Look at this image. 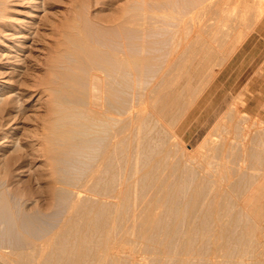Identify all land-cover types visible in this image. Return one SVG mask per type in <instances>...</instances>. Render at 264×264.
Returning <instances> with one entry per match:
<instances>
[{
	"label": "rangeland",
	"instance_id": "1",
	"mask_svg": "<svg viewBox=\"0 0 264 264\" xmlns=\"http://www.w3.org/2000/svg\"><path fill=\"white\" fill-rule=\"evenodd\" d=\"M4 1L6 2V0ZM7 2L5 3L7 4V6L5 5L6 8L8 7L6 14L9 17H26L28 19L29 13L33 10V4H31L33 2L29 0H7ZM185 2L187 6L184 0H47L46 9L43 13L41 12L42 19L38 28L39 40L36 46H33L34 53L31 51L32 54L30 53L31 55L25 65L26 68L22 70V74L12 76L9 79L11 83L8 81V85L20 87L19 91L22 92L20 96L22 100H18L20 104H18V101H14V103L10 102L11 104L9 102L2 103L0 106V195L3 194L5 201L11 206L13 213H15V217L18 210L20 218L21 216L36 217L43 228L50 229H47L48 233L44 232L46 233L45 235L41 233V237L44 238L46 235L48 237L50 235L51 237L58 231L63 230V224L66 225V222L69 221L67 218H78L84 209L68 211L67 201L58 200V196L56 197L51 192L52 188L58 190L62 187V185L56 184L54 179H58L60 176L54 170L56 165L54 157L62 151L63 146L59 140H55L57 138L51 132V125L55 117L51 111L54 102L47 91L43 90V88L37 90L34 85L38 78H50L49 65L57 58L58 52L65 49L66 37L74 32H82V20L88 16L87 18H90L89 20L93 24L96 23L95 25L100 26L99 24H101V27L104 25L103 27L106 28H114L116 32L112 33H116L118 36L122 35L125 40H128L129 36L126 30L133 29L136 31L135 38L136 40L138 39L137 41L147 42V45L149 44L154 49H158V55H156V50L151 52L153 53V57L159 56L158 60L156 57L154 58L156 61L153 60V66H157L158 64L160 66L158 67L159 69L157 67L151 68H154L149 73L151 79L147 77L149 80H145L149 81L148 83L145 81L144 84L136 86L134 98L133 100H129L126 106L133 108L134 121L138 117H140L139 119L146 117L147 123L150 122L152 124L154 117L159 116L162 119L163 125L166 126V129H162L161 123L156 127L157 130L153 129V127L151 133H148L149 137L155 139L154 146L156 150H154L153 159L151 160L156 162L157 168H154L151 173H155L157 176L155 181L159 185L153 180L154 178L150 173L145 181L140 182V185L136 186L134 182L141 178L140 174L139 176L136 175L135 179L131 178L132 163L128 165H126L127 163L124 164L123 185L121 189L123 191L122 195L127 198V203L132 202L133 187L136 186L135 189L139 188L138 190H140L145 182L150 184L153 181V191L151 190L152 193H150L149 198L144 204L145 206L142 211L144 217L142 216L143 218H141L144 219L147 215L151 217L161 214L164 220L170 222L172 225H176V222L183 220V213H178L177 217L166 216V208H163V205H167L163 203V198L167 195L175 194L173 192L174 189L176 191V189L180 188L178 187L179 185L171 186L170 181L193 183V185H190L186 195L176 194V197L185 199L191 198L193 194L192 190L200 187V184L203 182L205 183L204 188L206 192L201 196L208 198V201L213 202L216 206L208 218V221L212 223L211 227L207 229L209 230L207 232H200V226L196 225L200 218L190 217L188 213L189 215L187 214L183 220L182 229L180 228V236L182 237L176 238L179 245L178 253L182 251L181 246L184 244H188V246L190 244L194 249L203 245L210 247L213 245L216 249L235 245L239 246V248L234 253L237 255L244 253V261L246 263L264 264V201L262 209L259 211L243 210L240 208L244 198L260 196V194L257 195L255 193V189L260 188V185L256 184L260 181V179L256 178V174L264 172L263 159L261 163L247 161L246 170L249 174H247L244 181H247L248 184L252 183L251 185H247V187L240 186L237 191H233L234 189L230 187L231 183L239 179L237 175V161L240 157V147L243 144V137H246L244 138V144H248L247 147L264 153V14L251 27H246L253 20L252 18L257 13L259 7L264 6V0H185ZM249 2L250 4H248ZM205 4L208 5L206 6ZM226 10H229V12ZM221 12L222 14L220 15ZM239 12L241 15H239ZM169 15L172 20L168 18ZM250 16L252 17L250 18ZM155 17H158V21ZM163 17L165 22L162 21ZM168 20L171 22L175 20L173 21L175 22V24L173 23L175 26ZM147 28L150 30L148 31ZM162 28L165 30L160 34ZM165 31L170 33L166 32L168 33L167 35ZM240 31L244 32L243 35L245 37L238 44L239 46H236L237 49H234L235 51L231 53V56L226 61L214 65L219 55L222 52H226L232 43H235L236 35ZM150 32L156 35L148 37ZM125 34H127V37ZM142 35L144 36L143 38ZM153 36L157 38L155 41ZM146 39L149 40L145 41ZM159 40L163 43L165 42L167 46L169 45V48ZM174 40L176 41L175 43L173 42ZM156 43L160 45L157 46ZM173 46L176 49H172ZM145 53L148 54L147 52ZM157 61L160 62L158 63ZM2 63H0V71L4 70L1 69V66L4 67ZM4 76L0 75V84L4 81ZM207 80H210V83L191 105L190 103L193 101L190 99L192 91L195 88L196 90L200 89V86H204ZM19 83L20 85L23 84V87ZM202 83L204 84L202 85ZM29 93L32 95L30 96ZM175 100L180 103V106H186L185 112H187L184 113L183 117L181 115L176 121H173L174 105L172 103ZM165 103L170 106L167 113L162 111ZM4 113L8 114V116L11 114L12 117H8ZM126 117L127 115L122 117L123 123H128L126 124L124 135L130 136L127 143H131V140H133L132 135L137 133L138 122L132 123L131 119L127 118V120ZM242 130L243 132L241 133ZM145 133L147 132L144 131L143 134L141 132V137ZM131 151L132 149L128 148V154L125 151L123 159L128 160V157L132 156ZM167 156V162L165 164L162 163L163 158ZM78 159L81 164H77L82 165L84 157L83 159ZM151 160L148 163L144 162L145 160L141 162L140 167L145 166L142 172H149V168H151L153 163ZM86 162H84L85 166H80L83 170L85 169L86 174L83 172L77 173L81 174L78 176L81 177L80 181L87 175V172L89 173L93 169V165L96 163L95 161L93 163L89 162L88 166L93 164L90 166L91 169L87 167L88 162ZM86 168L90 170L88 171ZM187 172L191 174L193 172L195 175H185ZM75 177V179H78L76 175ZM253 182L255 183L254 185ZM196 183L198 185H195ZM60 190L61 188L58 191ZM167 190H170L168 191L169 193ZM241 199L242 201H240ZM110 200L114 201L112 198L106 199L108 202H111ZM62 202L63 204H61ZM147 205L148 208H146ZM158 207L159 209H157ZM38 213L40 214L38 215ZM53 213L55 215L57 213L60 216H55ZM120 213L122 215L119 214L116 217V222H118L119 226L113 227L111 225L108 228L110 231L116 229L121 232L120 238L122 240L118 242L120 244L119 247L126 248L125 250L134 249L133 251L137 259H141L142 257L149 258L152 261L151 264H169L171 261L173 263V260L176 261H174V264L178 263V258L181 255L178 256L177 254L173 256V251L170 252L169 249L164 248L165 245L162 243L163 239L165 241L172 237V230L171 232H167L160 228L149 229L144 227L143 223L138 220L140 223L134 226V231L130 221V214L125 209ZM239 213H243L245 216L243 215L240 218L238 226L232 228L229 224V220L231 219L229 214ZM53 215L59 219L53 217ZM127 217L129 218L127 219ZM50 218H53V223ZM116 218L114 216L111 217L109 219L110 223L112 224ZM177 219L178 221H176ZM63 220L65 223H63ZM70 220L72 219L70 218ZM49 222L51 223L49 224ZM227 225L231 227L230 229L228 226V229L233 230L241 241H229L227 233L222 234V227L224 228ZM54 226L56 228L53 229ZM3 228V225H0V236L4 232L1 231L4 230ZM51 229L55 230V232L51 231ZM182 231L186 233L184 237ZM222 231L224 230L222 229ZM152 233L157 235L158 242L156 239L154 241L142 239V237L151 235ZM47 236L45 237L46 239L48 238ZM26 237H28V239L26 238L27 242H31V244L33 242L35 244L36 242L37 245L42 244L46 240L44 238L42 241L43 238H40V236L38 241L37 237L30 235ZM0 238V250L3 252L0 251V254H10L13 249L7 243L8 238ZM40 240L41 242L37 243ZM181 240L183 241L181 242ZM224 252H227V250L223 249L222 253ZM125 259L126 257H123L122 262L119 264H129L125 263ZM229 261L236 264L240 262V259L235 257ZM0 264L9 263L3 261V258L0 257Z\"/></svg>",
	"mask_w": 264,
	"mask_h": 264
},
{
	"label": "bare ground",
	"instance_id": "2",
	"mask_svg": "<svg viewBox=\"0 0 264 264\" xmlns=\"http://www.w3.org/2000/svg\"><path fill=\"white\" fill-rule=\"evenodd\" d=\"M29 1L33 2L31 3L33 4L32 7L33 10L31 11V13H29L30 16L28 17V19H26V17L25 18L24 17L13 18L11 16L9 17V15L6 14V10L8 8V7L6 8L8 4L7 0H6L7 4H5L6 2L4 0H0V63L3 62L2 65L4 66V67L1 66V69L4 70L0 71V75L3 76L5 75L4 78L6 79V80L4 79L2 84H0V106L2 103H8V102L14 103V101L22 100V98L20 97L22 95V92L19 91L20 87L17 88L15 87V85L14 86H10V84L8 85L9 82L11 83L9 79L12 78V76H17L18 74H22V70L26 68L25 65L27 63V60L32 54L31 51H33V46H36L39 40L38 28L40 21L42 19L41 12L43 13L44 10L46 9L47 0H29ZM184 3L187 6L185 0ZM248 4H250V2ZM10 11L12 10L10 9ZM226 11L229 12V10ZM221 14L222 12L220 13V15ZM263 14H264V6H260L257 13L254 16L252 15L253 20L250 23L248 22L249 24L246 27H251L252 24H254L260 18H262ZM239 15H241L240 12ZM252 16H250V18ZM87 17H85L84 20H82L83 21L82 32L79 31L77 33L74 32L69 34L66 37L65 49L58 52L59 54L57 58L52 61L51 65H49V70L51 72L50 78L47 79L38 78L34 85L37 90L43 88V90L47 91L49 93V96L52 98L54 102V105L51 107V111L55 116L53 119V123L51 125L52 128L51 132L52 135L56 136L57 139L55 140L57 141L59 140L61 142V145L63 146L62 151L56 157H54V161L56 164L54 170L57 173V175L60 176L58 177V179L53 177L56 181V184L58 183L62 185V187H60L61 188L60 191H58L60 188L58 190L52 188L51 192L53 195H56V197L58 196L59 198L58 200L61 201L63 200V202L67 201L68 211L76 210V209L77 210L84 209V211L82 210L83 212L81 215H79L78 218L75 219L73 217L67 218V220L69 219V221L66 222V225L63 224L64 225L63 230L60 231L57 230L58 232L53 234L51 237L49 234H48L49 237L46 235L48 237L47 239L45 238L46 236H44L46 240L42 242V244L37 245L36 242L35 244L34 242L33 244H31V242L29 243L26 240V238L28 239V237H26L27 235H30L32 237H37V241H38L39 236L40 238H43L41 237L40 234L43 233L45 235L46 233H48L47 231L50 229L47 228L48 229L47 230L46 228H43V226L39 224L36 217L21 216L20 218V215L18 216V214L20 213L18 212V210L17 212L14 210L17 213L16 215L17 218H16L14 215L15 213H13L11 206L7 204V202L3 197V194H1L0 195V225H3L4 230L1 231L4 232L0 237L3 238L7 237L8 238L7 243L9 246H11L13 250L8 255L0 254V257L3 258V261L9 264H119L122 262L121 260H123V257H126L125 263L151 264L152 261L149 258L142 257L141 259H137L135 257V252L133 251L134 249L125 250L126 248L119 247L120 244H118V242L122 240L120 238L121 232H119V230L116 229L114 231L108 230L109 226L111 225L113 227L119 226L118 222H116L117 220L116 217H118L119 214L122 215V213L120 212L123 211V209H125L126 212L130 214V218H131L130 221L133 228L134 226L137 225V223L139 224L140 222H142L144 227L149 229L160 228L163 231H167V232L168 231L171 232L172 230V237L168 238L165 241L163 239L162 243L165 245L164 248L169 249L170 252L173 251V256L177 254L178 256L181 255L178 258L179 261L177 264H233L229 260L232 258L234 259L235 257L240 259V262H237L236 264L251 263V262L246 263L244 261L245 259L244 253L238 255L234 253L237 252V249L239 248V246H235V245L227 246V247H219L218 249H216L215 246L213 245L211 247L203 245L201 247L198 246L197 249H194L190 244L189 246L188 244H184L183 246H181L182 248L180 247L182 251L178 253L179 245L177 243L176 238L180 236L181 233L180 228L182 229L183 220L188 213L190 214V215L188 214L190 217L200 218V220L196 223V225L200 226V232L202 233L207 232L209 231L207 229H210L209 227H211L212 223L208 221V218L210 216L211 211L216 206L213 204V202H209L208 198L201 196L204 195L206 192L204 188L205 183L203 182L200 184V187H196L194 190H192L193 194L191 198L188 197L189 199H185L182 197H176V194L186 195L189 191L190 185H193V183L186 181L180 183L177 181H170L171 186L179 185L178 187L180 188L176 189V191L174 189L173 192L175 194H170L163 198V203L167 204L166 206L163 205V208H166L165 211L167 212L166 216L177 217L178 213L179 214L183 213L184 216L183 220L178 221L177 219L176 221L178 222L175 223L176 225H172L170 222L164 220L161 214L154 215L151 217L147 215V217L145 216L146 218L142 219L144 217L142 214L143 207L145 206L144 204L149 198L150 193H152L153 191L152 186L154 184L152 183L153 181H151L150 184L143 182L144 184L140 190H138L139 188L135 189V187L139 186L140 182L145 181L148 175L153 171V169L157 168L155 165L156 162L155 161L153 162L151 160L153 159L152 158L153 152L154 150H156V147L154 146L155 139L149 137L148 133H151L153 129L157 130L156 127L162 123L161 122L162 119H160L159 116H158L159 118L155 116L152 124L150 122L147 123L146 117H142L141 119H139L140 117H138L137 119H135L136 121H134L133 118L134 115L132 114L133 108L131 106L127 107L126 103H128L129 100H133L134 91L136 90L137 85L139 86L142 83L144 84L145 81L151 79L149 77L150 75L149 73H151V71H153L154 69L151 68L160 67L158 66V64L157 66H153V60L156 61V59L159 56L153 57V53L151 52L154 50H156L157 52L158 49L156 48L154 49L149 44L147 45V42L144 43L137 41L138 39L136 40L135 38L136 31H134L133 29L126 30L129 36H128V40H125L122 37V35L118 36L116 33L115 34L112 33V32H116L114 28H109V27L106 28L103 27L104 25H102L101 27V24H99L100 26L95 25L96 23L93 24L89 20L90 18ZM158 17L160 18V16ZM158 17H155L157 18L156 19L157 21H158ZM168 18H170V15ZM170 19L172 20V18ZM162 21H164V17ZM173 21L172 22L169 21V22L175 24V22ZM174 24L173 26H175ZM147 29L148 31L150 30L149 28ZM158 30L160 29L158 28ZM163 30L165 29L162 28L160 34L161 32L163 33ZM166 32L168 31H165V33ZM150 33L148 37H150V35H154ZM168 33L166 34L168 35ZM243 33L244 32L242 31L238 32V34L236 35L237 38L235 39L236 40L235 43H232L231 47H229L228 50H226V52L224 53L220 52L221 55H219L218 60L215 62L214 65H218L223 61H226V59L229 58V56H231V53L235 51L234 49L236 48V46L239 43H241V41H243L244 39L243 37H245ZM125 35L127 37V34ZM154 36L153 38H155ZM143 37L144 36L142 35V38ZM139 39L141 38L139 37ZM156 39L157 38H155L154 41ZM148 40L146 39L145 41ZM154 41L153 43H155ZM173 42L175 43L176 41L174 40ZM161 43L164 44L163 42ZM159 45L160 44H157V46ZM165 46L169 48L168 47L169 45L167 46L166 43ZM174 48L175 47L173 46L172 49ZM145 52H147L148 54H146ZM149 54H151L152 56ZM156 55H158V52ZM155 57L156 59H154ZM146 74L148 75L146 76ZM210 80L209 81L207 80L204 86H200V89L196 90L195 88L192 91L193 93L190 99H192L193 101H191L190 103L191 105L195 102L198 96L210 83ZM148 82L149 81H147V83ZM203 84L204 83H202V85ZM20 86L23 87V84ZM19 101L18 104H20ZM172 104L174 105L173 121H176L181 115L183 117L184 113L187 112V111L185 112L186 106L185 107H183V105L180 106V103L176 100ZM164 105L165 106H163L162 111L167 113L168 110L170 109V106L167 105L166 103ZM5 115L8 116V114ZM124 115H127L126 119L127 118L131 119L132 123L138 122L136 128L137 133L132 135L133 140H131V143H127V140L130 138V136L124 135V132L126 130V124H128V123L125 124L123 123L124 120H122V117ZM161 128L166 129V126H164L162 123ZM144 131H146L147 133H145L141 137V132L143 134ZM242 132L243 130L241 131V133ZM244 138L246 137H243L242 139L243 144H241L240 157L239 160L237 161V175L240 180L238 179L237 181L231 183L230 187L234 189L233 191H237L240 186L247 187V185L252 184V183L248 184L247 181H244L247 174H249L246 170L247 161L256 162V163H261L262 159L264 161V156H263L264 153L262 152L263 153L262 154L260 151L252 150L251 148L247 147L248 144L247 145L244 144L245 142ZM143 143H145V145H143ZM17 144L18 143L16 142V145ZM126 144H127V148H126ZM14 148L16 147L14 146ZM128 148L132 149L131 151L132 156L130 155V157H128V160L126 159L127 160L126 161L125 158L123 159V156L125 151L126 154H128ZM83 157L84 160L82 161L83 163L82 165H84V162L87 161L88 162L87 167L91 168L90 166L93 165L92 163L94 161L96 163L95 165H93V169L91 168L92 169L91 171H89L90 170L89 168H86L88 169L89 173L87 172V175H85V177L82 174L84 178L80 181L81 177L78 176H80L81 174H77V173L83 172L86 174L85 169L83 170L81 168L83 166L78 165L79 163L81 164L78 158L83 159ZM167 158L168 156L163 158V161L161 162L165 164L167 162ZM150 160L153 163L151 165V168L148 167L149 172H145V173L142 172V170L145 169V166L143 165L140 167L141 162L144 161L148 163ZM90 161L92 162L91 163L92 165L88 166L90 164L89 163ZM124 161L126 162L124 163ZM129 163H132L130 177L135 179L136 175L139 176L140 174L141 176V178L138 177L139 179L136 182L133 181L136 186L133 187L134 193L131 198L132 201L131 203H127V198H125L122 195L123 191L121 189L123 185L122 177L124 175L123 172L124 164L128 165ZM25 166L24 168H26ZM148 168L146 169L148 170ZM151 174L152 177L154 178L153 180L155 181L157 176L155 175L154 172ZM192 174L195 175V173L193 172ZM192 174L187 172L185 175H192ZM75 175L78 177V179H75L76 178ZM256 178L260 179V181L256 183L257 185L258 184L260 185V188L255 189L256 190L255 193L257 195L260 194V196L246 197L244 199L242 198L243 201L242 199L240 201H242L243 203L240 206V208L243 210L259 211L262 209V203L264 201V172L256 174ZM4 184L6 185V183ZM254 184L255 183L253 182V185ZM162 185L164 184L162 183ZM195 185L198 184L196 183ZM168 191L170 190H167V192ZM158 193H160V191H158ZM161 193H163V191H161ZM108 198L109 199L112 198L114 201L111 200H110L111 202L106 201V199ZM53 200L54 199H52V201ZM160 200L162 201V199ZM206 201H208V203H206ZM63 202L61 204H63ZM159 207L157 209H159ZM146 208H148V205L146 206ZM60 210L62 209L60 208ZM149 211L151 212V210ZM112 212L114 213L112 214ZM35 214L37 215V213ZM35 214L34 216H36ZM39 214L40 213H38V215ZM54 215L53 217H55L56 215L60 216L57 213L55 216ZM243 215L245 216V214L243 213L229 214V217L231 218L229 220L230 226H232V228L234 226H238L240 224V218L243 217ZM113 216L116 219H114L113 223L111 224L109 219ZM70 218L72 220H70ZM128 218L129 217H127V219ZM179 218L181 217L179 216ZM50 219H52V223H53V218ZM138 220H140V222H138ZM48 221L50 220L48 219ZM65 221L63 220V223H65ZM50 223L51 222H49V224ZM228 226L229 225H227L224 228L222 227V229L224 230L222 231L221 229L222 234L227 233V237L229 241L232 242L241 241V239L238 236H236L233 230H230L231 229L230 226H229L230 229H228ZM58 227L60 228V226ZM54 228L56 227L54 226L53 229ZM51 231L55 232V230L52 229ZM184 234L186 233L183 232V237ZM44 238L42 239V241L44 240ZM143 238L148 241H154L155 239L156 240L158 239L155 233H152L151 235H146L145 237H142V239ZM158 241L159 240H157V242ZM182 241L183 240H181V242ZM40 242L41 240L37 243ZM223 249L227 250V252L222 253ZM0 251L2 252V250ZM174 261L175 260H173V263L172 261L171 262L169 261L170 262L169 264H174ZM164 264H168V263H164Z\"/></svg>",
	"mask_w": 264,
	"mask_h": 264
}]
</instances>
